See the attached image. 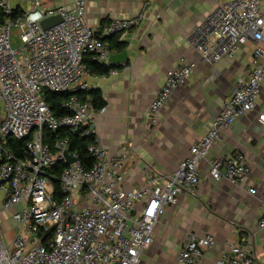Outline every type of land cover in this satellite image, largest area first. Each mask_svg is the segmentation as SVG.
Returning a JSON list of instances; mask_svg holds the SVG:
<instances>
[{
    "label": "built area",
    "instance_id": "2783aa9c",
    "mask_svg": "<svg viewBox=\"0 0 264 264\" xmlns=\"http://www.w3.org/2000/svg\"><path fill=\"white\" fill-rule=\"evenodd\" d=\"M12 1L0 0L6 16L0 24V185L5 194L3 211L19 209L11 213L16 226L9 242L0 214V264H142L165 207L176 204L181 195L195 193L202 162L222 132L257 108L264 84V0H214V10L193 31L191 46L201 62L214 66L251 43L252 69L178 169L165 177L149 175L143 186L133 189L123 186L132 147L124 145L112 155L95 128L91 99L82 100L80 95L88 90L86 57L110 65L111 50L104 38L130 29L142 16L113 22L99 35L86 19L84 0H77L73 8L45 7L34 0L30 10L18 15ZM53 16H60L62 22L44 30L41 22ZM14 29L20 40L17 49L12 47ZM195 68L183 59L167 74L146 113L151 129L160 124L162 110ZM49 93L67 95L61 104L64 115L52 111ZM258 120L264 125V108ZM59 130L93 139L88 146L94 159L90 168L71 150L68 137L46 142V131ZM9 136L27 140L24 157L5 147ZM66 154L75 162L68 165ZM58 163L65 166L58 179L59 196L49 174ZM250 172L247 156L239 151L209 163L215 180L237 184ZM261 194L264 199V187ZM259 226L264 229V211ZM216 243L211 233L190 234L170 264H199ZM217 264H258L249 238L233 244Z\"/></svg>",
    "mask_w": 264,
    "mask_h": 264
},
{
    "label": "crops",
    "instance_id": "0c3cea01",
    "mask_svg": "<svg viewBox=\"0 0 264 264\" xmlns=\"http://www.w3.org/2000/svg\"><path fill=\"white\" fill-rule=\"evenodd\" d=\"M76 1L41 0L45 7L68 8H73ZM84 1L86 19L99 35L113 22L142 16L135 26L107 38L111 55L125 52L126 58L118 63L110 61L114 70L108 75L90 72L84 80L88 90L80 95L82 100L90 98L92 90L102 95L105 107L92 113L95 128L112 155L124 145L132 147L134 155L126 167L123 186L139 188L149 175L165 177L174 173L189 156L191 146L206 134L239 81L250 73L253 46L243 45L234 57L214 66L201 62L190 37L214 10V0ZM229 1L232 0H221ZM33 2L13 0L11 4L24 13L33 7ZM183 59L196 65L195 72L174 91L161 112L160 124L151 129L146 119L148 107L167 74ZM262 108L264 84L257 108L224 130L202 162L201 182L195 193L181 195L176 204L165 207L154 229V252L147 253L150 247L144 251L142 264H170L188 235L206 233H211L217 243L203 253L199 264H217L220 256L228 254L242 237L249 238L258 264H264V229L259 226L264 211V125L258 120ZM236 151L243 152L249 160L248 178L237 184L211 178L209 163ZM250 189L257 193L252 194ZM4 200L0 185L2 228L13 234L16 224L11 213L19 206L3 211Z\"/></svg>",
    "mask_w": 264,
    "mask_h": 264
},
{
    "label": "trees",
    "instance_id": "16d2710c",
    "mask_svg": "<svg viewBox=\"0 0 264 264\" xmlns=\"http://www.w3.org/2000/svg\"><path fill=\"white\" fill-rule=\"evenodd\" d=\"M17 13L16 15L20 14L18 10L15 11ZM6 20L5 14L0 10V24L4 23ZM113 34L110 37L117 35ZM108 38V37H107ZM107 38H104V41H107ZM110 47V45H109ZM111 50V47H110ZM85 62L88 65V68L91 73L97 74V75H108L112 70H114V67L112 65H105L100 64L92 59H85ZM87 92V91H86ZM67 99L66 94H53L49 93L48 95V103L50 105V108L57 116H62L66 112L61 108V104L63 101ZM90 99L92 101L93 107L96 110H101L105 107V101L103 100L102 95L96 91L92 90L90 91ZM63 138L68 137L70 139V146L71 150H74L78 152L79 158L81 162L83 163L84 167L86 169L90 168L94 162V159L92 156L88 153V146L93 141L91 137H84L82 135H75L67 130H59L57 133H52L49 131H46L45 138L46 142L53 144L56 138ZM27 140H19L14 137H7L5 140V147L12 153L16 154L18 157H24V149L26 147ZM63 163H58L53 168L49 170V174L53 177V185L55 189L56 195H60V183L58 179L60 178V175L62 173V170L64 168Z\"/></svg>",
    "mask_w": 264,
    "mask_h": 264
},
{
    "label": "water",
    "instance_id": "95a60500",
    "mask_svg": "<svg viewBox=\"0 0 264 264\" xmlns=\"http://www.w3.org/2000/svg\"><path fill=\"white\" fill-rule=\"evenodd\" d=\"M62 22V18L60 16H53V17H49L45 20H43L41 22V26L44 30H47L49 28H52L53 26L57 25V24H60ZM125 52H123L122 54L120 55H110V61L112 63H118V62H123L125 60ZM66 157H67V164L70 165L72 164L73 162H75V159L72 158V157H69L67 154H66Z\"/></svg>",
    "mask_w": 264,
    "mask_h": 264
},
{
    "label": "rangeland",
    "instance_id": "374dc122",
    "mask_svg": "<svg viewBox=\"0 0 264 264\" xmlns=\"http://www.w3.org/2000/svg\"><path fill=\"white\" fill-rule=\"evenodd\" d=\"M16 33L17 32L14 29V33H13L14 35H13V38H12V47L14 49H17L19 47V45H20V40L15 36ZM2 114H3L2 110H0V115H2ZM5 238H6L7 242H9L11 240V238H12V233L11 232H7L6 235H5ZM150 251L154 252V247L153 246L149 248L147 253H150ZM158 261H160V260L158 259ZM143 264H147V263L144 261ZM148 264H159V263H155L154 261H151Z\"/></svg>",
    "mask_w": 264,
    "mask_h": 264
}]
</instances>
